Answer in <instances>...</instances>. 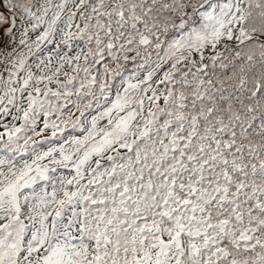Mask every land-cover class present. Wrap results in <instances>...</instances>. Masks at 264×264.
<instances>
[{"label": "snow or ice", "instance_id": "1", "mask_svg": "<svg viewBox=\"0 0 264 264\" xmlns=\"http://www.w3.org/2000/svg\"><path fill=\"white\" fill-rule=\"evenodd\" d=\"M0 264H264V0H0Z\"/></svg>", "mask_w": 264, "mask_h": 264}]
</instances>
